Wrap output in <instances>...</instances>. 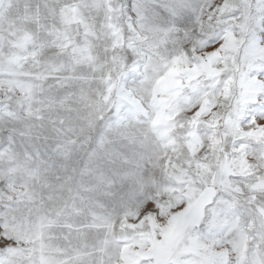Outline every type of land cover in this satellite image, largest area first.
<instances>
[{
    "label": "snow or ice",
    "instance_id": "snow-or-ice-1",
    "mask_svg": "<svg viewBox=\"0 0 264 264\" xmlns=\"http://www.w3.org/2000/svg\"><path fill=\"white\" fill-rule=\"evenodd\" d=\"M0 264H264V0H0Z\"/></svg>",
    "mask_w": 264,
    "mask_h": 264
}]
</instances>
